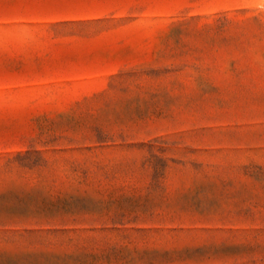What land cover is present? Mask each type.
Masks as SVG:
<instances>
[{
	"label": "rangeland",
	"instance_id": "rangeland-1",
	"mask_svg": "<svg viewBox=\"0 0 264 264\" xmlns=\"http://www.w3.org/2000/svg\"><path fill=\"white\" fill-rule=\"evenodd\" d=\"M0 264H264V0H0Z\"/></svg>",
	"mask_w": 264,
	"mask_h": 264
}]
</instances>
